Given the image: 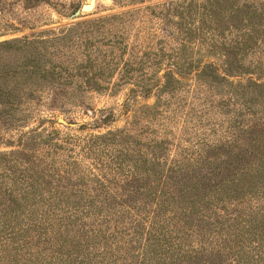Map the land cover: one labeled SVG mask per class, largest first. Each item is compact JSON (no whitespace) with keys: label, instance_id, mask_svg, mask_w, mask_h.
Segmentation results:
<instances>
[{"label":"rangeland","instance_id":"obj_1","mask_svg":"<svg viewBox=\"0 0 264 264\" xmlns=\"http://www.w3.org/2000/svg\"><path fill=\"white\" fill-rule=\"evenodd\" d=\"M88 2L89 0H0V43L10 42L13 47L21 43L19 45L29 49L28 54H31V57L36 56L37 59V40H48L77 23L126 12L133 13V23L123 42L129 46H136L137 54L157 53L160 44L163 43L167 55L169 50L177 46L176 41L180 42L175 36L195 45L199 43L197 35L190 40L181 35H175L176 40L167 36L175 34V27L179 24L192 26L193 29L201 25L199 20L201 17L198 14L179 13L180 6L187 5L189 0H95L91 12L70 21V16ZM194 2L198 8L201 7L200 12H204L202 10L204 7L211 11L213 21L204 24L211 28L206 30L210 35H203V39L210 40L209 37L213 35L220 44V49L209 51L206 46L190 47L183 60L181 57L179 59L160 57L164 59L156 61L159 63L155 66L149 64L137 66L136 74H152L149 78H154L155 83L172 61L179 65L191 62L188 67L192 70L198 62L202 64L214 62L224 70L226 59L221 56L224 53L221 52V48H224L228 58L236 59L237 68H243L246 74L232 75L228 80L218 83L214 79H209L210 86H213L208 90L211 92L212 101L210 109L199 106L205 104L201 100L195 101L189 95L187 97L185 91L193 88L190 78L188 82L179 84L177 91L180 94L176 98L168 92L160 96L151 92L149 96L137 99L136 106L128 117L123 109L129 88L127 85L111 92L109 89L81 91L75 84L69 88L56 89L49 85L43 86L37 72L33 74L31 67L22 74L21 80L25 82L23 88L37 90V96L34 100L21 98L17 112H12V117H0V222H5L2 228L0 227V235L7 234L15 238L13 241L15 246L8 242L10 248L6 250L5 258L0 264H87V258L89 259L91 253L100 255L101 247L107 249L113 247L116 242L110 237L113 222L103 224L98 221L105 217L94 216L91 213L93 208L90 206L85 211L74 210L71 207L89 202L98 204L102 203V200L122 205L128 203L130 199L135 198L136 201L141 197L138 194L127 195L130 187H125L126 190L122 191L119 186L112 183L129 182L120 179V176L113 177L116 181L107 184L108 196H97L89 182V178H92L95 172L93 168L97 157L84 155L82 147L93 135L111 130H124L132 115L131 112L136 109L141 111L144 107L150 112L162 109L163 115L160 119L153 118L148 124L153 132L148 131L137 137V140L144 143L143 152L149 156L150 151L145 150L149 140L161 142L165 144L159 158L162 168L166 169L183 160L184 167H194L195 171H199L201 162H205V166L220 175L214 182L219 183V188L222 189L216 193H210L208 189L205 191L207 198L214 195L215 199L208 200L209 207L203 214H199L201 226L197 225L196 220H189L185 225V228L190 230L186 231L187 235L180 240L182 249L200 251L196 260L199 264H264V237L254 238L253 235H249L253 234L254 228L257 234H264V214L256 208L264 204V176L253 183L247 177V169L259 167L255 165L257 157L264 160V148L259 147L257 156L251 158L246 153L245 145H248V133L252 131L253 126L257 130L256 133L264 138V0H194ZM167 3L171 5L169 14L166 11ZM93 25L95 23L88 27ZM84 27L75 29L72 33L79 32ZM117 30L113 27V31L107 33V38H111L114 32H119ZM90 35L97 45L102 43L103 35L100 31ZM115 51L120 58L129 59L127 51L124 53L121 50ZM6 58L7 55L5 58L0 55V67L4 63L2 71L15 68L18 64L14 59ZM178 70L182 71L180 68ZM174 73L178 76L181 74L175 70ZM115 79L116 76L113 80ZM255 80L263 86L247 89V85ZM234 87L238 90L237 96L234 95ZM247 90L253 91V94L248 95ZM66 91L74 93L67 95L64 93ZM232 99L238 103L249 102L251 111L233 104ZM206 109L208 115L205 114ZM104 114H113L114 117L104 123L101 120ZM82 124L85 126L80 130L79 126ZM142 126L144 127V121ZM131 133L136 135V132ZM258 134L254 138L259 136ZM51 143L57 144L60 149L51 152L48 146ZM114 155L115 152H112V156ZM185 155L192 160L184 158ZM237 155L243 156L242 161H236L243 169L238 175L236 172L239 171L234 172L236 166L234 159ZM197 160L201 162H192ZM108 176L112 178V175ZM227 178L229 181L225 183ZM149 183L139 182V185L145 187ZM193 183L191 179L190 183L184 181L183 184L187 186ZM37 187L40 189L38 194ZM154 190L153 187L152 192ZM146 193L144 190L139 194ZM248 194L256 196L249 197ZM151 199L152 196L147 197V200ZM41 202L51 206L47 211L37 214V203L41 205ZM131 205L133 206V202ZM123 206L116 209L126 210ZM149 206L152 210L154 205L149 203ZM222 209L227 211L222 212ZM226 214L231 218L239 217L237 221L231 220L230 233L236 229L234 243L245 240L236 244L228 243L226 246H230V250H225L226 246L223 244L209 245L210 239L219 240L220 237L217 238L213 232L227 224L229 218ZM132 217L138 220L141 213H133ZM240 217L246 221L244 225H240ZM128 220L126 218L125 221ZM94 228L107 232L109 236L107 245L101 243L102 239L94 236L92 232ZM118 228L123 229L122 226ZM79 231H83V234L90 232L87 236L82 234L86 242H79L82 236L79 235ZM122 231L120 235H124L125 240H136L133 228L128 223ZM246 231L248 235L244 234ZM142 243L138 240L136 244L131 243L130 248L122 247L123 243L120 244V248L124 250L116 248L112 254L115 260L109 264H146L140 262L139 258ZM203 246L204 250L201 249ZM211 250L219 255L213 254ZM218 256L222 257V262L217 259ZM0 257L3 258V254ZM96 259L98 258L95 256L93 260ZM196 261L193 264H197ZM164 262L169 263L167 260L158 263Z\"/></svg>","mask_w":264,"mask_h":264},{"label":"trees","instance_id":"obj_2","mask_svg":"<svg viewBox=\"0 0 264 264\" xmlns=\"http://www.w3.org/2000/svg\"><path fill=\"white\" fill-rule=\"evenodd\" d=\"M167 4L166 11L169 14L171 5L169 3ZM196 8H198V5L194 0H189L187 5L180 6V14L184 12L188 15L198 14L201 17L199 18V20H201V25L194 29L192 26L189 27L188 25H176L175 34H167V36L175 40L177 38L180 42L178 43L176 41L177 46L169 50L167 55L162 46L163 43L160 44L161 46L158 51L161 53L147 52L145 54H137L136 46H129L127 43L123 42L127 32L132 28V12L120 13L114 16L77 23L63 30L60 34L53 35L48 40H37V59L36 56L31 57V54H28L29 49H26L25 46H20L19 44L21 43L13 47L10 42H1L0 55H3L4 58L7 55L9 59H14L18 64H16L17 66L15 68H7L3 71L2 67L4 63L2 67H0V117H12V112H17V106L21 103V98L23 100H34L35 96H37V90H27V88H23L25 82L21 80L22 74L30 67L32 69L31 71L34 72L33 74L37 72L38 79L43 86L48 87L49 85L56 89L69 88L75 84L81 91H101V89H109L108 91L111 92L114 90L116 91L121 86H129L123 103L124 114L128 117L130 111L134 110L137 99L147 95L149 96L151 92L153 94L157 93L159 96L168 92L176 98V96L180 94V92L177 91L179 84L188 82L189 78L192 80L190 84H192L193 88L185 91L187 97L189 95L195 101L201 100V102H204V105H199L202 106V108H212V101L210 100L211 92H208V90H211L213 86H210L209 79H214L217 81L216 83H218V81L224 82L228 80L232 75L241 76L246 74L243 68H237L236 59L230 60V58H228L229 56L226 54L224 48H221V52L225 53L221 54V56L226 59L224 61V70L214 62L205 64L198 62L192 70L188 67L191 62H183L182 65H179L172 61L173 63L171 62L169 64L168 68L164 70L162 76L155 83L154 78H149L152 74H136L137 66L142 67L146 64L155 66L159 63L156 61L164 59L160 57H169L170 59L174 57L179 59V57H181V60H183L186 58L185 56L190 47L206 46L209 51L220 49V44L217 43L213 35L209 37L210 40L203 39V35H210L206 30L211 28L204 24H206L207 21H213L211 11L204 7L202 8L204 12H200L201 7L198 9ZM94 23L95 25L88 27V25ZM83 26L85 27L80 29L79 32L72 33L75 29ZM113 27H116L119 32H114L111 38H107V33L113 31ZM92 31H100L103 35V40L100 45H97V42L91 37L90 34L93 33ZM175 35H181L189 40L197 35V37H199V43L195 45L191 42H185V40ZM112 38L113 40H111ZM22 42L26 43V41ZM26 44L28 45L30 43ZM115 50H121L123 53L127 51L129 59L120 58V55H118ZM120 66L122 67L119 69ZM179 68L182 71L178 70ZM174 70L181 74L179 76L176 75ZM115 76L116 79L113 80ZM263 85L257 80L251 81V83L247 85V89L257 88ZM19 86L21 89H19ZM233 92H235L234 95L237 96L238 90L235 87ZM64 93L70 95V93L74 92L66 91ZM247 94H253V91L249 92L247 90ZM232 101L233 104L243 106L247 111H251V104H249V102L238 103V101L234 99H232ZM2 106L3 108L1 109ZM208 109H206V115L209 114ZM131 113L130 120L124 130H111L103 134L93 135L88 139L87 143L84 144V147H82L84 155H94L97 157V161H94L95 168H93L95 172L92 174V178H89V182L92 185L91 189H93V192L97 196H108L109 186L107 184L113 183L119 186L122 191L126 190L125 187H130L127 190V195L137 196L138 194L141 197L136 201H134L135 198L134 200L130 199L128 203L125 202L127 205L113 204L110 203V201L106 202L102 200V203L98 204H91L89 202L87 204H76L71 207L74 210L81 209L85 211L86 208L90 206L93 208L91 213L94 216L105 217L103 219L100 218L98 221L103 224H111L112 222L114 224L112 235L110 236L113 242L116 240L113 247L109 249L101 247L102 250L100 255L91 253L89 259L87 258V264H109L111 261L115 260L112 254L116 248L120 249V251L124 250V248H120V244L123 243L122 247L130 248L132 245L131 243L136 244L138 240L143 242L141 244L142 253L139 256L140 262L146 264H160L158 263L159 261L167 260L169 263L164 262L163 264H183L184 262L193 264L197 260L200 251H184L180 240L187 235L186 231L190 230L187 227L185 228L189 220H196L197 225L201 226L198 218L199 214H203V211L209 207L210 202L208 200L215 199L214 195L208 196L207 198L205 196V191L208 189L210 193H216L222 189L219 188V183L214 182L216 181L215 179L220 178V175L205 166L206 163L201 162V160L192 161L196 163H198V161L201 162V166L198 167L199 171H195L194 167H184L183 160L174 163L175 165L167 167L166 169L162 168L159 158H161V151L164 149L165 144L149 140V143L145 147V150L150 151L148 156L147 153L143 152L144 143L137 140L138 136H142L148 131L153 132L148 124L153 121V118H162V109L150 112L147 107H144L141 108V111L136 109ZM113 117V114H104L101 116V120L107 123ZM142 121H144V127L142 126ZM238 125L239 123H237V128ZM84 126L83 124L80 125V130ZM251 129L252 131L248 133V145L250 147L247 144L245 145L247 147L246 153L252 158L257 156L259 147L264 148V138L261 134L256 133L257 130L254 126ZM131 131L136 132V135H133ZM257 134L259 136L254 138ZM48 146L51 152L60 149L57 147V144L54 145L51 143ZM112 152H115L114 156H112ZM184 158L189 157L185 155ZM189 160H192V158H189ZM242 160L243 156H235L234 163L236 166L234 172L239 171L236 172L237 175L242 172L243 169H241V166L237 165L238 163L236 161ZM176 164H181V166H176ZM109 165H111V167ZM255 165L259 167L247 169V177L250 178L252 183L262 179L264 176L263 158L258 156L255 160ZM127 166H129V168H127ZM108 175H112V178ZM117 176H120L122 180H129V182L122 184H118L117 182L111 183V181H116V178L113 177ZM191 179L194 181V185L187 184L186 186L183 184L184 181L190 183ZM147 181L150 182L147 186L141 187L139 185V182L147 183ZM228 181V178L227 180L225 179V183H228ZM153 187L155 188L154 192H152ZM144 190L147 191L146 195L139 194L144 192ZM39 192L40 189L37 187V194ZM259 193L260 191L257 192V195H259ZM149 196H152L153 199L147 200ZM248 196L253 197L256 196V194H248ZM132 202L133 206L131 205ZM149 203H153L154 205L152 210ZM219 203H221V201ZM38 204L39 203H37V214L47 211L51 206L50 204H43L42 202L41 205ZM122 206L126 207V210L116 209ZM256 208L264 214V204L256 206ZM223 211L226 212L227 210L222 209V212ZM133 213H141V217H139L138 220H134L132 217ZM112 216L114 217L113 219L111 218ZM226 216L229 218L227 224L220 226V230L217 232H213L216 233L217 238L220 237L219 240L210 239L209 245L221 246L223 244L226 246L228 243H234V238L236 237L234 231L236 229L232 230L230 233L231 220L237 221L239 217L231 218L228 214H226ZM126 218L129 220L125 221ZM242 219L243 218L240 217V225H244L246 222ZM147 222L148 224L146 225ZM0 223L2 224L0 226L2 228L5 222ZM127 223L133 228L132 232L135 234V241L131 239L125 240L124 235H120L123 233L122 230H125V225L127 226ZM207 225H209V223ZM119 226H122L123 229L120 230L118 228ZM92 232L97 239H102V244L107 245L109 236H107L106 231H102L100 228H94ZM222 232H227L229 234L224 235ZM89 233L90 232H84L85 236ZM82 234L83 231H79V235ZM244 234L248 235L249 233L246 231ZM83 235L80 237V243L86 242ZM249 235H253L254 238L264 237V234H257L255 228L253 229V234L250 233ZM227 236L229 238H227ZM14 239V237L7 236V234L0 235V255L3 254V258L0 257V262L5 258L4 254L6 250L10 248L8 242L12 243V246H15L13 242ZM175 241H177V243H174ZM243 241L245 240L243 239L234 244ZM113 242L110 243L113 244ZM201 243H203V241H201ZM201 249L204 250V246L201 247ZM230 249V246L225 247V250ZM259 249L261 250V246ZM211 251L213 252V250ZM214 253L219 255V253L215 251L213 254ZM95 256L98 259L93 260ZM221 258V256H218L217 259L222 262ZM81 263H83V261ZM196 263L199 264L197 261Z\"/></svg>","mask_w":264,"mask_h":264},{"label":"water","instance_id":"obj_3","mask_svg":"<svg viewBox=\"0 0 264 264\" xmlns=\"http://www.w3.org/2000/svg\"><path fill=\"white\" fill-rule=\"evenodd\" d=\"M95 5V0H90L89 3L81 5L80 9L75 11L69 18L70 21H75L82 14L89 13L93 10ZM70 126V124H68Z\"/></svg>","mask_w":264,"mask_h":264},{"label":"bare ground","instance_id":"obj_4","mask_svg":"<svg viewBox=\"0 0 264 264\" xmlns=\"http://www.w3.org/2000/svg\"><path fill=\"white\" fill-rule=\"evenodd\" d=\"M90 1V0H89ZM89 3V2H88Z\"/></svg>","mask_w":264,"mask_h":264}]
</instances>
